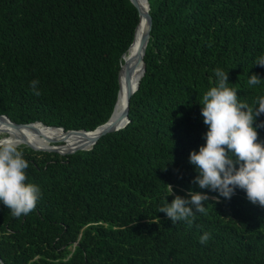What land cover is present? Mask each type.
Listing matches in <instances>:
<instances>
[{
    "label": "trees",
    "instance_id": "obj_1",
    "mask_svg": "<svg viewBox=\"0 0 264 264\" xmlns=\"http://www.w3.org/2000/svg\"><path fill=\"white\" fill-rule=\"evenodd\" d=\"M147 1L145 72L128 124L68 155L18 145L41 197L19 218L0 203L1 264H264V207L241 189L219 202L209 192L191 224L158 212L165 184L173 195L208 191L191 183L188 156L204 143L199 103L214 70L228 71L250 106L264 95V80L247 83L264 78L254 64L264 55V0ZM138 23L130 0H0V116L64 131L106 123Z\"/></svg>",
    "mask_w": 264,
    "mask_h": 264
},
{
    "label": "clouds",
    "instance_id": "obj_2",
    "mask_svg": "<svg viewBox=\"0 0 264 264\" xmlns=\"http://www.w3.org/2000/svg\"><path fill=\"white\" fill-rule=\"evenodd\" d=\"M255 65L264 67V55L258 56ZM214 85L208 88L199 103L203 123L204 143L191 150L188 162L196 173L191 183L198 189L188 190L187 195H173V186L165 184V203L158 212H163L171 222L193 223L196 214L205 212L209 192L217 202L230 200L237 189L244 191L252 204L264 207V140L258 139V129L264 128V95L256 98L252 106L238 98V89L230 87L228 71L214 70ZM264 78L256 73L248 77V85H259ZM31 87L39 95L38 81ZM20 141L12 136L0 138V203L19 218L30 213L41 197L39 185L29 182L26 169L28 161L19 149ZM167 196H173L171 202ZM210 233L204 232L199 242L206 244Z\"/></svg>",
    "mask_w": 264,
    "mask_h": 264
},
{
    "label": "water",
    "instance_id": "obj_3",
    "mask_svg": "<svg viewBox=\"0 0 264 264\" xmlns=\"http://www.w3.org/2000/svg\"><path fill=\"white\" fill-rule=\"evenodd\" d=\"M146 3V10L145 12L142 11L140 9V5H139V0H130V2L133 4V6L136 8L137 12H138V16H139V23L138 26L136 28L135 31V36H134V41L136 39L137 36V32L139 30V27L141 25H143L144 30L140 35L139 38V51L136 55V60L140 61L142 63V72H141V77L143 76L144 72H145V65H144V55H145V50H146V46L150 37V28H151V21H150V16H149V6H148V1L147 0H143ZM133 41V43H134ZM133 43L131 44V46L133 45ZM130 46V48H131ZM129 48V49H130ZM128 49V51H129ZM126 55V54H125ZM125 55H123V64L121 66V70L119 73V91H118V96L119 93L121 92V90H123L125 92V109L124 111L119 115V118L116 120H113V114H114V110L112 115L110 116L109 120L102 124L101 126L97 127L94 131H84V130H79V131H64L62 128H51V127H47L39 122L37 123H33V124H16L14 122H12L8 117L6 116H0V122L6 124L7 126L15 129V130H22L23 128H29L35 124H40L43 127L47 128V129H55V130H60L62 131L65 135L67 134H90L93 135L91 137V139L83 146H77V147H66L64 148V141L61 140H52L49 141L50 143H52V145H50L49 147L46 148H37L34 147L32 145H30L27 142H23V145H26L28 147H30L33 150H37V151H44V152H54V153H58L60 155H68V154H72L76 151H83V150H90L92 149V147L96 144V142L103 136L116 132L118 130L123 129L129 122V118H128V112H129V102L130 99L132 97V95L134 94V92L137 90L138 88V84L139 81L136 85L135 88L132 87V83H131V71H132V65L125 60ZM123 75V76H122ZM140 77V78H141ZM117 96V99H118ZM117 102V101H116ZM116 106V104H115ZM35 130V129H34ZM55 143L57 145H55ZM0 264H1V260H0Z\"/></svg>",
    "mask_w": 264,
    "mask_h": 264
},
{
    "label": "bare ground",
    "instance_id": "obj_4",
    "mask_svg": "<svg viewBox=\"0 0 264 264\" xmlns=\"http://www.w3.org/2000/svg\"><path fill=\"white\" fill-rule=\"evenodd\" d=\"M140 9L145 12L146 10V3L143 0H139ZM144 27L141 25L137 32L136 39L129 49L128 53L125 55V60L128 61L133 67L131 71V83L132 87L135 88L142 72V63L136 60V55L139 51V38L141 33L143 32ZM125 92L121 90L119 93L114 114L113 120L119 118V115L125 109ZM35 129V130H34ZM0 134H8L9 136L14 137L18 141H20L19 145L23 144V142H27L30 145L37 147V148H46L40 145L49 144V141L60 139L61 141L65 142L66 147H77L85 145L93 135L90 134H67L65 135L60 130L55 129H47L40 124H35L29 128H23L22 130H15L6 124L0 122Z\"/></svg>",
    "mask_w": 264,
    "mask_h": 264
},
{
    "label": "rangeland",
    "instance_id": "obj_5",
    "mask_svg": "<svg viewBox=\"0 0 264 264\" xmlns=\"http://www.w3.org/2000/svg\"><path fill=\"white\" fill-rule=\"evenodd\" d=\"M7 136H9V135L8 134H0V138H4ZM56 140H60V139H56ZM49 145H52V143H49ZM55 145H57V144L55 143ZM63 145L65 146V143Z\"/></svg>",
    "mask_w": 264,
    "mask_h": 264
}]
</instances>
